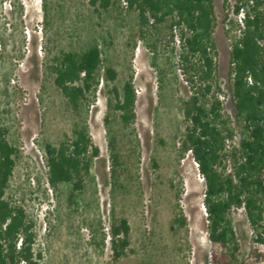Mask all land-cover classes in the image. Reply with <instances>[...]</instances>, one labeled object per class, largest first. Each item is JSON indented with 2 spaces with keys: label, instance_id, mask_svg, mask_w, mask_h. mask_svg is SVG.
<instances>
[{
  "label": "rangeland",
  "instance_id": "1",
  "mask_svg": "<svg viewBox=\"0 0 264 264\" xmlns=\"http://www.w3.org/2000/svg\"><path fill=\"white\" fill-rule=\"evenodd\" d=\"M215 8L219 93L225 111L233 114L226 33L230 24L222 21L230 10L224 0H215ZM136 21L135 11L122 17L116 12L99 15L87 0H0V127L8 129V139L19 149L7 197L24 206L35 222V249L43 255L42 264H153V259L141 257L157 249L156 264H210L219 249L208 237L205 181L192 153L180 149L185 129L182 106L191 87L174 62L169 39L157 44L160 74L151 63L154 54L147 43L135 38V47L128 45L134 41ZM93 42L99 43L105 63L120 77L134 76L136 122L129 135L137 151L139 189L125 202L111 169L109 129L116 131L119 124L117 112L108 106L113 84H106L103 72L87 115L100 154L93 159L85 187L70 202V184L54 188L48 183L45 143L59 145L71 137L75 121L54 84L51 65L63 51H82ZM180 212L187 225L174 233L172 219ZM120 217L130 224L132 250L115 260L109 231ZM231 218L241 258L249 259L254 233L245 210H233ZM144 230L153 236L151 243L147 239L143 243ZM260 249L262 260L253 264H264V245Z\"/></svg>",
  "mask_w": 264,
  "mask_h": 264
},
{
  "label": "trees",
  "instance_id": "2",
  "mask_svg": "<svg viewBox=\"0 0 264 264\" xmlns=\"http://www.w3.org/2000/svg\"><path fill=\"white\" fill-rule=\"evenodd\" d=\"M87 1L99 15L116 12L122 17L129 11L136 12L137 29L132 36L134 41H128V45L135 47L139 39L147 43L154 54L151 63L159 69V74L162 72L157 44L169 39L174 62L191 87V95L182 106L185 129L180 149L183 153H192L204 177L203 204L208 237L219 247L213 252L210 264H253L262 260L264 0H224L230 10L222 21L230 24L226 33L229 38L228 89L233 114L225 111L219 93L215 0ZM163 31L167 34L160 36ZM103 53L99 43L93 42L82 51H63L51 65L54 84L66 98L75 121L71 137L60 141L59 145L45 143L48 183L54 188L61 183L70 184V202L83 191L93 159L100 154L90 134L87 115L91 95L94 96L100 84L102 72L106 84H113L108 106L118 117L119 128L116 131L109 129V146L112 174L116 177L121 202L139 189L134 168L137 151L134 139L129 135L136 122L134 76L128 73L124 78L120 77L115 67L105 63ZM105 122H110L108 114ZM18 158L19 149L8 139V129L0 127V264H42L43 255L35 249V222L24 206L7 197ZM137 197L139 202V195ZM240 208L245 210L254 233L249 259L241 258L231 218L232 211ZM186 225L187 217L180 212L173 217L171 229L175 233L176 228ZM130 229L126 217L112 222L109 232L113 259L127 256L132 250L129 249ZM146 232H142V241L145 243L147 239L151 243L153 236L149 237ZM158 252L157 249L145 253L141 258H151L153 264L159 263V258L154 255Z\"/></svg>",
  "mask_w": 264,
  "mask_h": 264
},
{
  "label": "built area",
  "instance_id": "3",
  "mask_svg": "<svg viewBox=\"0 0 264 264\" xmlns=\"http://www.w3.org/2000/svg\"><path fill=\"white\" fill-rule=\"evenodd\" d=\"M198 165V164H197ZM199 175L204 179V177L201 175V173L199 172Z\"/></svg>",
  "mask_w": 264,
  "mask_h": 264
}]
</instances>
